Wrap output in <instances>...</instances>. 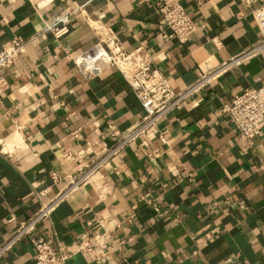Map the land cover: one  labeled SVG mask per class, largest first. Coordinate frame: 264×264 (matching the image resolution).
Here are the masks:
<instances>
[{
    "label": "crops",
    "instance_id": "0c3cea01",
    "mask_svg": "<svg viewBox=\"0 0 264 264\" xmlns=\"http://www.w3.org/2000/svg\"><path fill=\"white\" fill-rule=\"evenodd\" d=\"M157 1L0 0V46L25 42L0 88V142L9 152L0 153V245L65 188L79 160L103 152L141 113L118 68L85 78L74 65L97 40L92 24L109 27L121 49L140 48L174 90L252 49L161 120L157 134L65 194L0 264H31L36 236L62 247L64 264H264V131L241 140L220 112L264 80L251 16L264 0H180L195 26L183 44L156 14ZM63 14L69 30L55 37ZM102 230L111 236L104 252L76 251Z\"/></svg>",
    "mask_w": 264,
    "mask_h": 264
},
{
    "label": "built area",
    "instance_id": "2783aa9c",
    "mask_svg": "<svg viewBox=\"0 0 264 264\" xmlns=\"http://www.w3.org/2000/svg\"><path fill=\"white\" fill-rule=\"evenodd\" d=\"M154 8L165 27L173 35L175 42L185 43L195 26L180 0H159L154 3ZM69 15L63 14L57 18L59 25L52 28L55 37L68 32ZM251 16L260 34L258 45L264 46V2L252 10ZM92 30L97 37L96 42L73 60L74 65L85 78H90L110 66L118 68L138 101L141 113L127 130L115 137L110 146L104 148L103 152L95 155L88 162L79 160L78 170L74 175H68L69 181L65 188L54 198L42 202L34 214L20 222L10 238L0 245V255L29 234L42 219L48 216L54 205L65 194L91 181L101 168L107 167L110 161L132 142L141 140L145 143L147 136L157 134L161 120L210 82L220 70L239 62L252 51L250 49L233 56L217 69H210L200 75L193 83L180 90H174L140 48L129 52L121 49L115 33L102 23L92 24ZM24 44L23 40L11 37L6 44L0 46V88L6 85L4 72L19 58ZM220 112L228 116L237 130L239 139L250 142L260 136L264 131V80L256 87L249 86L234 93L230 103L224 104ZM160 140L164 143L161 136ZM159 152L157 147L148 152L147 156H157ZM0 153L9 154L2 150L1 142ZM63 156L72 158L70 153H65ZM49 176L53 181L57 180L55 171H50ZM109 240H111L110 233L102 230L76 243L75 249L79 252H93L98 256L107 248ZM31 242L34 247L31 264H64L69 255L62 247L53 245L48 238L36 236L31 238Z\"/></svg>",
    "mask_w": 264,
    "mask_h": 264
},
{
    "label": "bare ground",
    "instance_id": "6f19581e",
    "mask_svg": "<svg viewBox=\"0 0 264 264\" xmlns=\"http://www.w3.org/2000/svg\"><path fill=\"white\" fill-rule=\"evenodd\" d=\"M8 144V143H7Z\"/></svg>",
    "mask_w": 264,
    "mask_h": 264
}]
</instances>
